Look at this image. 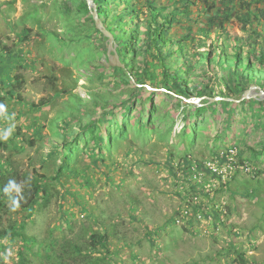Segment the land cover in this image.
Wrapping results in <instances>:
<instances>
[{
  "label": "rangeland",
  "instance_id": "obj_1",
  "mask_svg": "<svg viewBox=\"0 0 264 264\" xmlns=\"http://www.w3.org/2000/svg\"><path fill=\"white\" fill-rule=\"evenodd\" d=\"M134 1L144 32L147 0ZM151 1L177 14L166 37L187 41L179 56L168 45L167 64L175 70L187 59L192 91L226 98L225 78L237 70L231 47L244 61L264 51V4ZM79 2L0 0V66L12 60L0 74V171L8 183L38 169L47 190L44 203L14 216L26 219L25 240L1 239L0 261L18 264L24 251L29 264H48L49 249L91 227L106 237L93 253L99 264H264V110L242 101L194 112L157 96L149 135L135 124L126 135L109 126L100 153L84 127L103 106L123 105L128 88L113 82L106 42ZM241 69L237 80L246 78ZM255 69L264 80V63ZM66 138L78 140L60 170Z\"/></svg>",
  "mask_w": 264,
  "mask_h": 264
},
{
  "label": "trees",
  "instance_id": "obj_2",
  "mask_svg": "<svg viewBox=\"0 0 264 264\" xmlns=\"http://www.w3.org/2000/svg\"><path fill=\"white\" fill-rule=\"evenodd\" d=\"M79 1L80 7L85 10L88 21L92 24V28L105 44L106 38L96 29L86 1ZM94 2L97 5L99 17L115 39L121 62L125 65L124 68H114L108 65L114 77L113 82H118L117 78H120L121 82L125 83L128 88L127 98L123 105L118 106L121 108L118 113H116L118 108L116 105H105L101 108V113L96 118L93 117L84 127V133H87L91 141L97 144L98 148L96 149L100 153L103 152L102 148L105 143L111 141L110 134L106 129L109 126L116 125L118 132L121 135H126L129 127L135 124L138 130L141 129L148 136L154 127V112L156 110L154 99L157 96L168 97L174 103L182 106L184 104L185 107L190 110L193 109L194 112H200L205 109V105H209L206 100L202 103L204 107H199L188 104L181 99V97L199 98L208 95L206 90L192 91L189 88L188 75L191 71L188 69L187 59L182 61L181 66L175 70H171L167 64V59L174 55V53L166 54L165 50L168 45H173L175 47L174 52L178 53L176 55L179 56V52L182 51L184 43L187 41V37H185L174 43L172 39L166 37V32L173 26L177 14L162 15L167 8L158 9L154 2L147 0L146 5L148 12L151 13V19L145 21V31L141 32L139 28L141 18L138 8L133 5L134 0H94ZM242 3L251 10L256 4H264V0H243ZM162 16L165 19L159 23V18ZM127 17H129L130 22L126 21ZM247 19L242 18L241 21L246 22ZM129 25L134 27L131 28ZM27 37L26 35L25 38L27 39ZM1 47L0 40V49ZM231 51H233V56L230 60L235 62L237 70L233 72L234 74L229 71L225 78L228 93L226 98L236 99L239 97L240 99L244 92L253 85L261 86L264 89V80L257 81L256 77L251 76V73H258L255 69V62L264 63V51L258 53L251 50L248 52L246 61L243 60L241 47H231ZM2 54L0 52V59ZM230 60L228 59L229 63H231ZM11 61L10 57H8L7 62L1 60L0 74L7 71ZM221 61L227 62L224 58ZM227 66L231 67L230 65ZM239 67L242 68L243 74H247L246 78L241 80L236 79ZM149 86L155 89H164L165 92L157 93V91L149 90ZM0 101L4 102V98L0 97ZM217 104L231 106L235 105V102L222 100L208 107H215ZM243 104H249L252 107L258 105L264 110V101L245 100ZM134 113L138 114L136 119H134ZM165 114L168 116L166 110ZM77 140V138L74 141L66 138L60 146V153L64 155L60 170L67 165L66 158L74 149L73 145ZM2 145L3 143L0 141V147ZM16 179L22 187L23 199L20 200L19 209L12 212L10 210L11 202L8 196L3 193V188L7 185L6 178L0 171V240L3 238L13 240L16 237L25 240L23 235L24 224L21 223H24L26 219L19 222L14 219V216L24 211L32 212L37 206L44 203L47 194L43 183L45 176L38 169L21 171ZM105 238V236L96 234L93 228L87 227L76 238L67 240L65 238L63 244L56 250L49 249L47 262L48 264H99L97 261L94 262L93 253L97 247H104ZM23 252L20 254L18 264H29ZM0 264L5 263L0 261Z\"/></svg>",
  "mask_w": 264,
  "mask_h": 264
},
{
  "label": "water",
  "instance_id": "obj_3",
  "mask_svg": "<svg viewBox=\"0 0 264 264\" xmlns=\"http://www.w3.org/2000/svg\"><path fill=\"white\" fill-rule=\"evenodd\" d=\"M85 1L94 19L96 29L99 30L106 38L107 58L109 65L112 67L124 68L125 65L121 62L120 56L117 51V44L115 43V39L111 34V32L106 28L101 18L99 17L96 3L94 2V0H85ZM148 89L151 90L150 87H148ZM181 99L188 104H193L201 107L203 106L202 102L204 100L208 102L207 104H211L222 100L236 102V103H240L242 101L251 100V99L264 100V91L258 86H252L244 92V94L241 96L239 100H235L232 98H222V97L211 98L206 96L200 98L181 97Z\"/></svg>",
  "mask_w": 264,
  "mask_h": 264
},
{
  "label": "clouds",
  "instance_id": "obj_4",
  "mask_svg": "<svg viewBox=\"0 0 264 264\" xmlns=\"http://www.w3.org/2000/svg\"><path fill=\"white\" fill-rule=\"evenodd\" d=\"M4 113V105L0 104V115ZM7 118V117H5ZM12 128H14V125L10 128H8L3 136L4 140H7L9 138V135L12 132ZM3 193L8 196L11 204H10V210L12 212L17 211L20 207V200L23 199L22 195V187L19 185L15 180H9L7 185L3 188ZM15 194V195H13ZM11 253H9L10 255ZM7 259V257H6Z\"/></svg>",
  "mask_w": 264,
  "mask_h": 264
},
{
  "label": "built area",
  "instance_id": "obj_5",
  "mask_svg": "<svg viewBox=\"0 0 264 264\" xmlns=\"http://www.w3.org/2000/svg\"><path fill=\"white\" fill-rule=\"evenodd\" d=\"M229 164H230V162H228L227 165H229ZM209 168L211 169V167H209ZM229 169L232 170V166H231V165L229 166ZM211 170H213V169H211ZM181 219H182V218H181ZM181 221H182V220H181Z\"/></svg>",
  "mask_w": 264,
  "mask_h": 264
},
{
  "label": "crops",
  "instance_id": "obj_6",
  "mask_svg": "<svg viewBox=\"0 0 264 264\" xmlns=\"http://www.w3.org/2000/svg\"><path fill=\"white\" fill-rule=\"evenodd\" d=\"M183 243V242H182Z\"/></svg>",
  "mask_w": 264,
  "mask_h": 264
}]
</instances>
